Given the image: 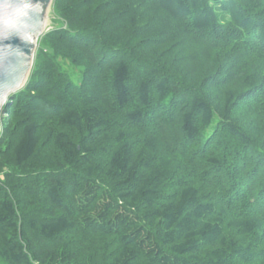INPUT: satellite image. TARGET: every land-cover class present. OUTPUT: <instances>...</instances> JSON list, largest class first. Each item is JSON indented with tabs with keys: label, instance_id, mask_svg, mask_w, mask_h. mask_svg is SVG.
I'll return each instance as SVG.
<instances>
[{
	"label": "trees",
	"instance_id": "trees-1",
	"mask_svg": "<svg viewBox=\"0 0 264 264\" xmlns=\"http://www.w3.org/2000/svg\"><path fill=\"white\" fill-rule=\"evenodd\" d=\"M54 6L0 112V264H264V0Z\"/></svg>",
	"mask_w": 264,
	"mask_h": 264
},
{
	"label": "water",
	"instance_id": "water-1",
	"mask_svg": "<svg viewBox=\"0 0 264 264\" xmlns=\"http://www.w3.org/2000/svg\"><path fill=\"white\" fill-rule=\"evenodd\" d=\"M53 0H0V112L23 89Z\"/></svg>",
	"mask_w": 264,
	"mask_h": 264
},
{
	"label": "rangeland",
	"instance_id": "rangeland-1",
	"mask_svg": "<svg viewBox=\"0 0 264 264\" xmlns=\"http://www.w3.org/2000/svg\"><path fill=\"white\" fill-rule=\"evenodd\" d=\"M54 1L55 0L52 1V4L49 7L48 12H47L46 27L44 29V32L42 33V35L37 40L36 49H35L34 58H33V64H32L30 73L28 75V78L26 80V83H25L23 89L26 87L27 83L32 80V77H34V72L32 70H33V67H34V62H35V60H37V58L39 56L40 44H41V46H42V44H47V43H44V41L47 38L48 33L53 31L54 29L61 28V27L65 28L60 16L58 15V13L55 10ZM184 53H186V52H184ZM183 55H185V54H183ZM185 59L186 58H183L182 60L184 61ZM57 61L60 62V64L62 63L61 64L62 65V69L67 73L68 79L72 83H74L76 85H79L81 83V81H84L85 78L88 80L87 77L84 78L82 76L83 72H82V70L79 67H72L68 63L61 62L59 59ZM34 71H35V69H34ZM20 91H18L17 93H19ZM17 93H15L12 97H15V95ZM2 117H4V113H0V137L3 134ZM2 178H3V175L0 176V179H2Z\"/></svg>",
	"mask_w": 264,
	"mask_h": 264
}]
</instances>
